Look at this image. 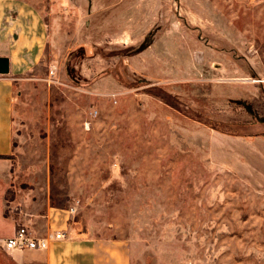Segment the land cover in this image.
<instances>
[{"label":"rangeland","instance_id":"374dc122","mask_svg":"<svg viewBox=\"0 0 264 264\" xmlns=\"http://www.w3.org/2000/svg\"><path fill=\"white\" fill-rule=\"evenodd\" d=\"M13 1L0 264H32L4 241L51 207L131 264H264V0Z\"/></svg>","mask_w":264,"mask_h":264},{"label":"crops","instance_id":"0c3cea01","mask_svg":"<svg viewBox=\"0 0 264 264\" xmlns=\"http://www.w3.org/2000/svg\"><path fill=\"white\" fill-rule=\"evenodd\" d=\"M30 12L13 0H0V58L8 60L9 68L7 74H0V155L4 156L13 155L15 150L14 79L21 69L32 68L27 60L32 39L26 32L28 26L21 24ZM46 213V219H26L24 225L37 235L53 231L62 232L64 237L51 242L45 251H27L32 264H131L125 240L96 239L80 232L71 223L69 210L51 207Z\"/></svg>","mask_w":264,"mask_h":264},{"label":"built area","instance_id":"2783aa9c","mask_svg":"<svg viewBox=\"0 0 264 264\" xmlns=\"http://www.w3.org/2000/svg\"><path fill=\"white\" fill-rule=\"evenodd\" d=\"M64 237L62 232L50 231L46 235H37L27 226H20L14 234L4 241L7 251H38L49 248L50 243Z\"/></svg>","mask_w":264,"mask_h":264},{"label":"water","instance_id":"95a60500","mask_svg":"<svg viewBox=\"0 0 264 264\" xmlns=\"http://www.w3.org/2000/svg\"><path fill=\"white\" fill-rule=\"evenodd\" d=\"M8 71V60L5 58H0V74H7Z\"/></svg>","mask_w":264,"mask_h":264},{"label":"trees","instance_id":"16d2710c","mask_svg":"<svg viewBox=\"0 0 264 264\" xmlns=\"http://www.w3.org/2000/svg\"><path fill=\"white\" fill-rule=\"evenodd\" d=\"M0 158H10V156L0 155Z\"/></svg>","mask_w":264,"mask_h":264}]
</instances>
